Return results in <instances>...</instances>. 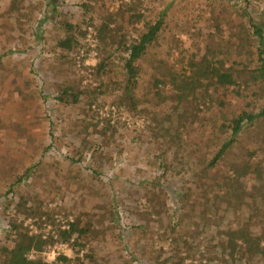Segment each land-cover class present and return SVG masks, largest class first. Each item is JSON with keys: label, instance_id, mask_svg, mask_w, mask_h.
Returning a JSON list of instances; mask_svg holds the SVG:
<instances>
[{"label": "rangeland", "instance_id": "1", "mask_svg": "<svg viewBox=\"0 0 264 264\" xmlns=\"http://www.w3.org/2000/svg\"><path fill=\"white\" fill-rule=\"evenodd\" d=\"M60 1V16L39 26L45 0H0V247L13 244V222L46 241L29 258L53 264H65L59 255L69 264H214L208 257L229 231L242 247L257 235L264 250V115L206 167L230 133L228 117L264 107L261 84L241 85L240 94L205 79L194 93L179 86L205 55L237 76L257 65L246 0ZM248 3L264 23V0ZM163 11L127 91L121 43ZM63 19L79 23V44L69 52L57 47ZM66 87L80 92L76 103L56 98ZM107 124L116 130L101 134ZM27 165L31 174L23 173ZM172 218L183 229L167 228ZM70 222L89 227L84 245L76 235L63 240ZM247 259L264 264V255L238 263Z\"/></svg>", "mask_w": 264, "mask_h": 264}, {"label": "trees", "instance_id": "2", "mask_svg": "<svg viewBox=\"0 0 264 264\" xmlns=\"http://www.w3.org/2000/svg\"><path fill=\"white\" fill-rule=\"evenodd\" d=\"M247 5L243 10V17L245 18L246 23L248 24V28L250 30V34L255 37V50L251 54L257 58V65L255 67H242L243 70H240V75L237 76L235 73L238 71H234L233 67L222 68L223 61L221 59H209L207 55H205L202 59V62L192 63V71L193 78L191 80L187 77V81H182L181 90L185 92L194 93V90L197 86H202V79L208 81V86L217 85L223 86L225 89L233 88L236 94H240V86L243 85L244 88L248 89L249 84H253V81L259 82L261 84L262 92L264 93V23L261 21H257L252 15L251 12L256 11L255 8H249L248 0H246ZM60 0H45V8L43 10L44 17L39 20V26H42L44 22L51 18H58L60 16ZM163 15L164 11L161 12L160 17L153 21L146 23V30L141 32L135 39L129 42L128 45L125 46L124 41H122L124 48L126 49V55L123 59V78L125 82V88L127 91H132V89L137 84L139 67L138 61L142 58L146 50L150 45H152L157 40L158 33L161 30L163 24ZM90 20V19H89ZM60 23V31L62 33V37H60L57 41V47L61 48L63 51H73L79 44L76 31L79 27V23H73L68 19H63L59 21ZM105 22L100 25L99 32L101 34V38H106V30L108 26ZM40 38L42 39L40 27L35 30ZM250 36V35H249ZM252 39L248 38L247 40ZM6 54V53H5ZM104 68V67H103ZM246 74L247 76H244ZM239 79V80H238ZM161 84L159 80L154 81V86L158 87ZM129 97L132 100V104H135L132 93L128 92ZM252 94H255L252 91ZM80 92H72L68 87L64 88L59 96L56 98L62 102H71L76 103L78 101ZM71 97V99H68ZM264 115V107L261 109L259 113L248 112L242 110L240 113L232 114L231 117H228L230 133L228 137L221 143L220 147L214 152L210 160L207 162L206 167H213L215 164L224 156L226 151L232 146L234 140H236L237 135L242 131L243 127L246 124H252V122L259 116ZM109 129L116 130L114 126L107 124V126L103 127L100 130V133H104ZM113 135V134H112ZM111 135V136H112ZM106 141L109 139L106 138ZM33 166H24L23 173L31 174ZM99 175V173H97ZM21 176V175H20ZM18 177V181L21 180V177ZM12 185V184H10ZM9 190L12 189L9 187ZM22 206H25V210L27 215L32 214L35 215L36 211L32 210L30 206L27 205V201L24 197H20L19 203ZM27 205V206H26ZM165 203L161 206L164 208ZM160 212V211H159ZM156 212V213H159ZM181 218V217H180ZM182 219V218H181ZM173 220V218H172ZM169 220L167 228L174 231L176 227H180L183 229V225L178 222L177 218L175 220ZM20 224L10 223V229L7 233V238L11 242L12 245L9 246H1L0 250L4 253V259L1 264H53L49 263L41 258H29V253L31 250L39 251L41 250L42 244L46 241L42 240L40 236L29 235L28 233H22ZM90 233L89 227H84L78 225L76 222H70L68 229L62 230L61 235L64 241L70 240L71 236L76 235L75 242L77 245H84L81 241L85 236H88ZM227 239H225V243L220 244L219 252H215V255H211L208 258L214 261V264H239L238 261L243 259L244 257L254 258L258 255H264V250L261 248V238L256 236H249L243 241L246 243L245 247L238 245L236 238L232 235V232L229 231ZM177 238H173L172 242H176ZM229 251H228V250ZM228 251V254H225V251ZM91 254H85L86 258H91ZM220 258V259H219ZM58 261H62L65 264L70 263V258L65 255H59L57 257ZM248 263L249 260L247 259ZM176 264H181V262L177 260L172 261ZM246 263V261H244ZM79 264H83V260L80 261Z\"/></svg>", "mask_w": 264, "mask_h": 264}]
</instances>
